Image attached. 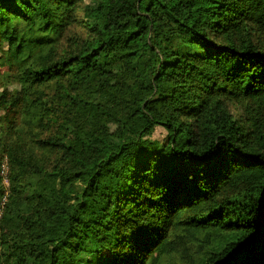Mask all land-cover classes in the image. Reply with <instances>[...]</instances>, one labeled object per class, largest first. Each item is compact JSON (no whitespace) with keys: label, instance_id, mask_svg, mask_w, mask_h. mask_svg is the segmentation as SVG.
<instances>
[{"label":"trees","instance_id":"obj_1","mask_svg":"<svg viewBox=\"0 0 264 264\" xmlns=\"http://www.w3.org/2000/svg\"><path fill=\"white\" fill-rule=\"evenodd\" d=\"M93 1L0 0V264H264V0Z\"/></svg>","mask_w":264,"mask_h":264},{"label":"rangeland","instance_id":"obj_2","mask_svg":"<svg viewBox=\"0 0 264 264\" xmlns=\"http://www.w3.org/2000/svg\"><path fill=\"white\" fill-rule=\"evenodd\" d=\"M94 1L93 0H83L84 6H87L89 4H92ZM83 13H79V17L83 18ZM75 32H79L78 29L75 30ZM9 89L16 90L18 89L17 84H12L9 86ZM2 114L0 113V117ZM11 125L8 124H0V151H1V146L3 142H6V132L8 133V136H11ZM6 131V132H5ZM164 136V132L160 128H156L153 135L152 139L156 140H161ZM9 166H8V161L5 156L1 155L0 158V213H2L3 208L7 202V196L9 194ZM179 248L184 252L187 253L188 255H191L193 257L196 256L198 253V247L195 245H191L187 243L186 241H179ZM85 262V259L82 260ZM177 258H171L168 259L167 262L170 264H178Z\"/></svg>","mask_w":264,"mask_h":264},{"label":"built area","instance_id":"obj_3","mask_svg":"<svg viewBox=\"0 0 264 264\" xmlns=\"http://www.w3.org/2000/svg\"><path fill=\"white\" fill-rule=\"evenodd\" d=\"M0 216H1V213H0Z\"/></svg>","mask_w":264,"mask_h":264}]
</instances>
